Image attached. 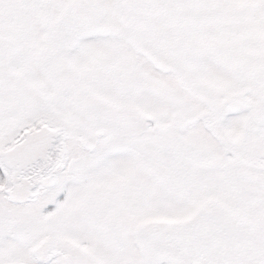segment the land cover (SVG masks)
I'll return each instance as SVG.
<instances>
[{"label": "snow or ice", "instance_id": "6c2138e0", "mask_svg": "<svg viewBox=\"0 0 264 264\" xmlns=\"http://www.w3.org/2000/svg\"><path fill=\"white\" fill-rule=\"evenodd\" d=\"M0 264H264V0H0Z\"/></svg>", "mask_w": 264, "mask_h": 264}]
</instances>
